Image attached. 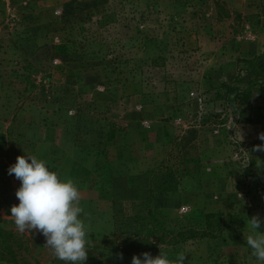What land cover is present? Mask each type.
<instances>
[{"label": "rangeland", "instance_id": "374dc122", "mask_svg": "<svg viewBox=\"0 0 264 264\" xmlns=\"http://www.w3.org/2000/svg\"><path fill=\"white\" fill-rule=\"evenodd\" d=\"M261 53L264 0H0V264H64L10 216L25 153L77 184L85 264H131L128 239L184 264H250L264 84L245 108L222 84Z\"/></svg>", "mask_w": 264, "mask_h": 264}, {"label": "clouds", "instance_id": "9594fccd", "mask_svg": "<svg viewBox=\"0 0 264 264\" xmlns=\"http://www.w3.org/2000/svg\"><path fill=\"white\" fill-rule=\"evenodd\" d=\"M259 139L264 140V133L259 135ZM240 142L242 140L237 141ZM262 150L264 145H256L252 149ZM234 159L241 170L248 166L252 156L249 151L240 150L236 151ZM261 164L264 161L259 160L257 166ZM8 174H14L21 182L15 193L19 204H14L10 209L17 232L38 230L46 238L44 247L56 259L64 264H85L88 246L92 243L90 234L93 232L85 219L87 214L81 206V193L74 180L61 178L60 173L49 169L45 160L29 153L17 156ZM262 224L264 221L259 216L247 217L248 234L244 233V237L251 249L250 264H264V232L259 231ZM159 248L160 253L155 257L148 252L142 254L143 259L134 255L131 264H184L185 253L179 252L170 257Z\"/></svg>", "mask_w": 264, "mask_h": 264}, {"label": "trees", "instance_id": "16d2710c", "mask_svg": "<svg viewBox=\"0 0 264 264\" xmlns=\"http://www.w3.org/2000/svg\"><path fill=\"white\" fill-rule=\"evenodd\" d=\"M242 67L239 71L245 72L243 76H237L233 83H223L228 96H232V100L238 106H251V98L255 91H260L264 84V53L256 55L252 58L240 61ZM216 217V214L209 213L206 215L207 226L211 227L210 220ZM196 232L191 231V235L195 236ZM126 255H138L144 252H157V248L147 241H137V239H128L122 249Z\"/></svg>", "mask_w": 264, "mask_h": 264}]
</instances>
